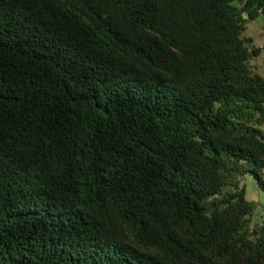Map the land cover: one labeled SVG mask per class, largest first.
I'll return each instance as SVG.
<instances>
[{"label": "trees", "instance_id": "obj_1", "mask_svg": "<svg viewBox=\"0 0 264 264\" xmlns=\"http://www.w3.org/2000/svg\"><path fill=\"white\" fill-rule=\"evenodd\" d=\"M264 0H0V264H264Z\"/></svg>", "mask_w": 264, "mask_h": 264}, {"label": "rangeland", "instance_id": "obj_2", "mask_svg": "<svg viewBox=\"0 0 264 264\" xmlns=\"http://www.w3.org/2000/svg\"><path fill=\"white\" fill-rule=\"evenodd\" d=\"M244 36L252 38L253 45L261 49L260 56L253 59L250 65L258 75L264 78V16L248 24ZM262 179L264 181V170ZM241 185L245 189V199L253 203L255 207L252 222L264 223V193L258 188L255 179L250 174L241 178Z\"/></svg>", "mask_w": 264, "mask_h": 264}, {"label": "crops", "instance_id": "obj_3", "mask_svg": "<svg viewBox=\"0 0 264 264\" xmlns=\"http://www.w3.org/2000/svg\"><path fill=\"white\" fill-rule=\"evenodd\" d=\"M262 16H264V15H262ZM252 39V38H251ZM253 40V39H252ZM258 224V223H257ZM260 224H262V223H260Z\"/></svg>", "mask_w": 264, "mask_h": 264}, {"label": "built area", "instance_id": "obj_4", "mask_svg": "<svg viewBox=\"0 0 264 264\" xmlns=\"http://www.w3.org/2000/svg\"><path fill=\"white\" fill-rule=\"evenodd\" d=\"M264 224V223H263Z\"/></svg>", "mask_w": 264, "mask_h": 264}]
</instances>
